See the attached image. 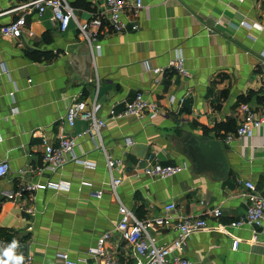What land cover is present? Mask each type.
<instances>
[{"label":"crops","instance_id":"obj_1","mask_svg":"<svg viewBox=\"0 0 264 264\" xmlns=\"http://www.w3.org/2000/svg\"><path fill=\"white\" fill-rule=\"evenodd\" d=\"M31 1L0 0V28L23 16L27 24L20 38L0 34V163L9 166L0 180V238L22 240L20 248L26 247L33 264H63L55 257L58 253L79 264H97L86 251L113 232L109 251L123 262H134L132 249L114 232L119 204L110 191L103 152L85 134V120L78 118L73 127L65 121L71 104L81 102L86 111L96 104V116L106 120L103 148L122 161L114 172L122 178L116 188L119 201L139 220L165 216L163 207L175 204L172 221L150 230L156 245L175 238L178 219L202 217L210 228L220 225L222 230L187 238L181 255L192 264H264V229L231 227L249 206L244 183H252L264 197V126L251 138L220 142L229 168L223 180L195 172L180 142L183 134L216 139V125L235 128L243 103L255 110L263 107L264 0H143L138 30L128 26L124 33L105 30L99 35L89 83L69 62L89 50L74 22L58 32L50 9L42 15L34 8L16 9ZM66 1L79 22L104 9V0ZM33 51L53 58L33 61L27 56ZM178 51L186 77L167 68ZM154 69L163 71L156 75ZM138 93L154 102L160 114L110 117L111 110L122 112ZM42 135L51 144L63 136L76 138L75 155L95 168L69 162L50 171L43 162ZM148 159L186 170L151 178L142 174ZM60 181L70 184L67 192L38 190L9 199L24 185ZM81 181L91 182L92 188L79 190ZM95 190L103 191L100 199L91 195ZM214 208L222 212L218 219L209 215ZM233 240H238L236 250Z\"/></svg>","mask_w":264,"mask_h":264},{"label":"built area","instance_id":"obj_2","mask_svg":"<svg viewBox=\"0 0 264 264\" xmlns=\"http://www.w3.org/2000/svg\"><path fill=\"white\" fill-rule=\"evenodd\" d=\"M242 2V0H237ZM36 9L40 15L46 9L51 10V23L58 30L64 32L71 22H74L75 27L88 47L91 56L94 50L99 49L98 39L101 32L107 30L113 33H124L128 26L130 30H138V17L141 10L144 8L143 0H104V9L93 14L92 18L86 22L77 21L73 9L66 0H33L16 9ZM27 27L25 17H18L16 20L2 26L0 34L3 37L20 38ZM28 34L31 35L28 29ZM185 59L180 51L176 52L173 58L169 61L168 70L179 74L180 76H188V72L184 66ZM162 69H154L152 72L156 75L162 73ZM264 97V92H263ZM173 101V97L170 98ZM97 106L93 104L89 111H86L84 103L75 102L71 104L65 114V121L69 127H73L78 118L85 120L88 123L85 134L90 138L96 140L97 148H99L104 155L105 166L109 174V187L111 193L118 201L119 222L116 225L114 232L117 234L119 240L132 249L135 254L133 263H127L116 258L108 249V244L112 239L113 232L104 233L96 244L89 247L86 255L96 260L97 264H192L190 260L183 257L182 251L185 241L192 234H197L206 231H220V225L210 228L207 221L202 217H184L174 222L175 238L166 245H156L155 239L150 235V230L153 228H163L167 223L172 221L171 215L175 212V204L169 203L163 207L165 216L147 218L139 220L134 214L127 209L118 199L116 188L122 183V178L115 176L122 161L113 159L105 152L101 143V132L106 128V120L96 116ZM159 108L154 102H150L144 98L142 93L136 94L131 102L125 104L124 109L120 113L110 111L111 118L133 117L142 118L144 116L159 115ZM239 114L241 120L236 126L233 133L226 134L222 140H218L224 144H230L234 139H248L254 133L264 126V105L260 110L250 108L247 104L239 105ZM43 146V162L45 167L52 172L61 170L67 163L76 162L85 169H94L95 165L83 157L75 155V148L77 147L76 138L71 136L60 137L56 144H51L47 141L44 135L40 137ZM1 140V137H0ZM130 144V140H126ZM147 165L143 167L142 174L151 178L165 179L173 177L186 170V166L176 167H161L157 164H152L151 160H147ZM9 171V166L5 162L0 163V180L4 178ZM70 184L65 181L58 183L48 182L47 184H27L15 193L9 195V199H21L25 193H32L38 190H55L67 192ZM244 187L248 191L249 206L243 219L231 224V227H241L247 225L254 229H264V197L260 196L255 189V186L250 183H244ZM83 188H92V183L88 181H81L79 190ZM91 195L100 199L103 195L102 190L91 191ZM209 215L218 219L222 216L219 208H214ZM168 216V217H167ZM12 242L0 239V258L2 253L6 250ZM238 240H233L232 250H236ZM20 245L14 250L15 255L19 254ZM23 256V255H22ZM63 264H79V262L72 261L65 253H58L55 256ZM23 264H33L31 256H23Z\"/></svg>","mask_w":264,"mask_h":264},{"label":"water","instance_id":"obj_3","mask_svg":"<svg viewBox=\"0 0 264 264\" xmlns=\"http://www.w3.org/2000/svg\"><path fill=\"white\" fill-rule=\"evenodd\" d=\"M73 69H78L81 79L89 83L92 60L89 50H83L80 56H72L69 59ZM182 152L192 163L195 172L210 173L219 180L225 179L229 174V168L221 143L206 136L183 134L180 139ZM19 254L26 256V247L19 248Z\"/></svg>","mask_w":264,"mask_h":264},{"label":"trees","instance_id":"obj_4","mask_svg":"<svg viewBox=\"0 0 264 264\" xmlns=\"http://www.w3.org/2000/svg\"><path fill=\"white\" fill-rule=\"evenodd\" d=\"M27 56L30 57V59H32L33 61H41V60L53 58L51 53L39 52V51H33V52L27 54ZM235 129H236V127L226 129L223 124H220V125H216L212 131L214 133V137L216 138V140H222L224 138V135L231 133V132H234ZM221 131H224L225 134L224 135L220 134ZM208 133H209V131L204 132L205 135H207ZM0 239L8 241V242H13L15 240L18 242V244L23 243L22 240L17 239L15 237H10V236H6L5 238H0Z\"/></svg>","mask_w":264,"mask_h":264},{"label":"clouds","instance_id":"obj_5","mask_svg":"<svg viewBox=\"0 0 264 264\" xmlns=\"http://www.w3.org/2000/svg\"><path fill=\"white\" fill-rule=\"evenodd\" d=\"M18 247V242L13 241L12 244L3 251V257H7V259L0 258V264H23V256L15 255L14 250Z\"/></svg>","mask_w":264,"mask_h":264}]
</instances>
